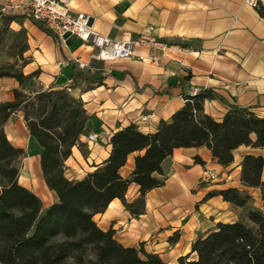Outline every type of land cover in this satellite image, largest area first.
I'll return each mask as SVG.
<instances>
[{
  "label": "crops",
  "instance_id": "obj_1",
  "mask_svg": "<svg viewBox=\"0 0 264 264\" xmlns=\"http://www.w3.org/2000/svg\"><path fill=\"white\" fill-rule=\"evenodd\" d=\"M259 2V8H253L244 0H70L73 10L90 15L95 31L111 39L145 35L166 42L168 47L157 63L147 58L153 51L147 43L133 48L143 59L101 60L93 57V46L73 35H67L62 45L28 17L14 18L11 26L23 27L27 35L29 62L22 71H38L26 86L68 87L81 99L88 115L87 131L79 136L82 148L77 144L71 148L64 175L81 178L108 156L112 132L129 124L143 132L154 131L184 104L186 95L200 89L220 95L203 103L204 111L215 119L230 104L264 115V14L259 12L264 11V0ZM77 61L86 63L78 69L90 79H72V63ZM18 85L13 77H0V102L12 100ZM146 113L153 114L139 124L140 115ZM3 128L11 144L25 151L19 163V184L40 197L43 209L48 207L57 197L44 181L41 146L29 134L22 111H14ZM88 132L96 134L95 141L87 140ZM247 153L264 156V147L240 145L233 152V161L224 166L212 158L206 146L176 147L163 162L167 174L163 185L145 193L142 213L130 214L115 197L93 218L101 229H113L122 245L156 253L165 264L188 253L195 257L190 251L198 236L211 231L218 221L238 220L246 211L245 206L224 200L221 194L207 193L227 187L245 189L251 196L249 205L264 213L259 188L247 187L240 179L241 160ZM136 154L130 153L120 167L123 177L131 173ZM195 155L205 164L195 162ZM205 167L215 169L218 179L202 181ZM138 195V184L131 182L126 201Z\"/></svg>",
  "mask_w": 264,
  "mask_h": 264
},
{
  "label": "trees",
  "instance_id": "obj_2",
  "mask_svg": "<svg viewBox=\"0 0 264 264\" xmlns=\"http://www.w3.org/2000/svg\"><path fill=\"white\" fill-rule=\"evenodd\" d=\"M13 19L2 15L0 23L1 44L14 36L9 53L14 59L0 63V77H13L19 84L12 100L0 102V264H165L156 253L122 245L113 229L103 230L96 224L94 214L115 197L130 214L142 213L145 193L163 185L167 177L163 162L176 147L206 146L223 166L233 161V152L240 145L264 147V115L230 104L215 119L204 111L203 103L221 97L212 89H200L186 95L184 104L154 131L143 132L129 124L112 132L108 156L81 178L69 179L64 175V161L74 145L82 148L79 136L87 131L88 115L81 99L68 87L26 90V83L38 71H22L29 62L24 56L28 44L23 31L7 27ZM38 26L47 30L40 23ZM71 77L90 79L77 62L72 63ZM16 110L22 111L29 134L41 146L42 175L57 197L44 209L40 197L18 182V163L25 151L11 144L3 128ZM132 152H137L133 169L123 177L119 169ZM194 161L205 164L198 155ZM262 167L264 156L245 154L240 179L247 187H258L264 201ZM131 182L138 184L139 195L128 202L125 192ZM214 194L245 206L244 216L232 222L218 221L192 242L190 252L195 257L181 255L171 264H264V213L249 205L251 196L245 189L227 187L207 196Z\"/></svg>",
  "mask_w": 264,
  "mask_h": 264
},
{
  "label": "built area",
  "instance_id": "obj_3",
  "mask_svg": "<svg viewBox=\"0 0 264 264\" xmlns=\"http://www.w3.org/2000/svg\"><path fill=\"white\" fill-rule=\"evenodd\" d=\"M245 4L259 8V0H244ZM0 14L8 16L28 17L35 23L42 24L55 39L65 45V37L73 35L85 44L95 48L93 57L101 60L116 58H131L136 56L143 59V55L136 54L133 50L136 44L147 43L152 52L147 58L157 63L163 55L168 44L154 37L139 35L135 38L125 36L120 39H111L95 31L90 23V15L84 11H75L70 6V0H0ZM184 49V47H181ZM78 67L83 68L86 63L77 61ZM186 100V99H185ZM153 113L142 114L138 123H146ZM87 140H96L94 132L87 133ZM218 179V172L210 167H205L202 181L211 182Z\"/></svg>",
  "mask_w": 264,
  "mask_h": 264
},
{
  "label": "rangeland",
  "instance_id": "obj_4",
  "mask_svg": "<svg viewBox=\"0 0 264 264\" xmlns=\"http://www.w3.org/2000/svg\"><path fill=\"white\" fill-rule=\"evenodd\" d=\"M1 17H2V14H0V23H1ZM14 18H16V17H14ZM11 31H23L24 33H25V36H26V41H27V35H26V30L23 28V27H21V28H13L12 26H11V21L8 23V26H7ZM13 38H14V36L13 35H9L8 37H7V40H6V42H4V43H6V44H1L0 43V63H5L6 61H13V57L9 54L10 53V51H12L13 49L10 47V45H11V41L13 40ZM27 51V50H26ZM26 51L24 52V56H27V54H26ZM26 86V85H25ZM31 86H26V90L28 89V88H30ZM33 87H31V89H32ZM21 162V159L19 160V163ZM18 163V164H19Z\"/></svg>",
  "mask_w": 264,
  "mask_h": 264
}]
</instances>
